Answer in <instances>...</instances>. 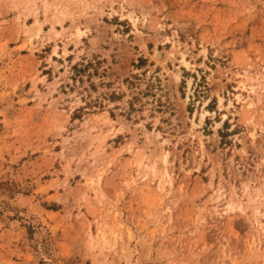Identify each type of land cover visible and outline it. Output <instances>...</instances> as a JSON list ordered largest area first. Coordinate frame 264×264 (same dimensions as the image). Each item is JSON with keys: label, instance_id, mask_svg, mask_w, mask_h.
Wrapping results in <instances>:
<instances>
[{"label": "rangeland", "instance_id": "1", "mask_svg": "<svg viewBox=\"0 0 264 264\" xmlns=\"http://www.w3.org/2000/svg\"><path fill=\"white\" fill-rule=\"evenodd\" d=\"M0 264H264V0H0Z\"/></svg>", "mask_w": 264, "mask_h": 264}]
</instances>
